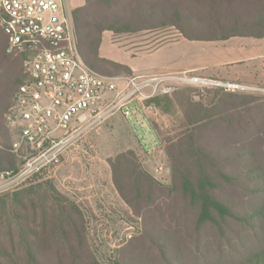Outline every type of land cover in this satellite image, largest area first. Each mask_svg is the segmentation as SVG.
I'll list each match as a JSON object with an SVG mask.
<instances>
[{"label":"trees","instance_id":"16d2710c","mask_svg":"<svg viewBox=\"0 0 264 264\" xmlns=\"http://www.w3.org/2000/svg\"><path fill=\"white\" fill-rule=\"evenodd\" d=\"M72 20L77 48L89 67L98 72L97 62H107L131 74L128 68L100 58L99 48L105 31L119 36L174 27L189 40L264 37V0H85L82 7L73 10ZM6 49L7 36L0 26V172L17 169L20 164L12 152L11 133L6 127L5 115L25 78L24 57L9 55ZM183 98L187 106L183 110L188 117L187 129L176 143L168 147L173 186L165 191L134 162V171L130 169L123 180L121 177L119 180L120 174L114 166L116 189L138 217H144L148 209L169 215L172 220L169 229L148 224L155 229L144 234L158 261L167 264H264V250L251 251V246L244 248L245 254L237 257L238 261L231 260V255L222 258L223 250L230 249L232 225L254 227L252 223L260 219V214L258 211L249 215L235 211L230 207L231 203L219 195L221 180L248 196L251 183L264 180V174L258 171L262 165L256 159L261 152L259 145L262 140L258 138L261 124L251 114L260 106L245 103L242 97H238L233 106H222L219 101L217 105L224 107L223 110L209 114L210 111L200 102H194L188 96ZM151 102L158 107L161 103L158 98ZM177 104L184 108L183 102L177 100ZM230 111L233 112L230 114ZM217 131H228L243 138L230 144L211 136ZM180 147L189 150L190 166L174 151ZM123 158L127 157H119L118 161ZM211 161L230 163V167L221 174V170L216 172ZM177 171L180 172L178 176ZM157 189L164 191L165 197H157ZM28 192L31 188L1 199L8 205L12 198L9 214L3 211L0 214L2 217L4 213L5 218L0 219V259L9 260L10 264H50L47 259L55 260V264H99L89 251L83 215L78 207L60 199L48 207L36 206L35 203L29 207L22 199L19 200ZM170 202L177 206L171 213L165 209ZM13 205L15 208L11 210ZM163 218L161 216V220ZM205 228L217 232L215 242L206 243ZM39 230H42L41 235ZM235 236L236 240L243 241L241 233L236 232ZM259 238L256 235V242ZM214 250L217 254H212ZM184 252L194 258L192 262L184 258ZM145 257L140 255L137 263L154 264V256L150 259Z\"/></svg>","mask_w":264,"mask_h":264},{"label":"rangeland","instance_id":"374dc122","mask_svg":"<svg viewBox=\"0 0 264 264\" xmlns=\"http://www.w3.org/2000/svg\"><path fill=\"white\" fill-rule=\"evenodd\" d=\"M68 11L72 20L73 10ZM136 34L138 33H129V37L134 39L133 35ZM169 36L165 34L163 37L169 39ZM97 65L99 66L98 72L104 75L136 76L107 62H97ZM165 77L170 78L166 84L172 87V90L167 94L159 93L138 101L140 107L144 108L137 118L138 122L134 119L131 122L127 121L119 112L114 113L91 133L87 142H81L86 146L91 144L92 151L89 157H84L80 150L75 155L62 158L61 162L52 170L37 173L17 186L0 191V214L2 211L7 214L10 212V199L12 198L8 200V205L5 202L2 203L1 199H4L5 195L12 196L15 192L31 188V192L19 197V200L22 199L29 207L31 203H35L36 206L48 207L59 199L78 207L83 215L82 223L89 251L99 264H139L137 262L140 255H146L147 259L154 256V264H167L155 259V254L153 255V250L144 234L152 233L155 229L149 227L148 224L154 223L169 229L172 220L168 217L169 215H163L162 212L157 214L154 210L148 209L144 212V217H138L116 189L113 176L114 166L120 174L119 180H123L126 173L129 174L130 169L134 171L133 164L136 162L144 173L167 191L166 189L173 186L174 179L172 164L168 157V147L172 143H176V140L182 137L187 129L188 117L186 118V113L184 114L183 111L187 106L183 96L190 97L194 102H200L206 110L210 111L209 114L223 110L222 106L224 105L231 104L233 106V101H238L237 98L242 97L243 102L260 106V108H254L251 114L253 113V118L259 120L261 124L258 137L262 140L259 145L261 152L257 154L256 159H258V164L262 165V169H258L259 173L264 174V88L229 91L218 82L190 81L191 78L196 77L189 75ZM148 94L150 92L146 91L145 95ZM155 98L161 102L159 107L151 102ZM177 100L183 102L184 108L177 104ZM219 101L222 102V106L217 105ZM232 112L230 111V114ZM211 136L216 139H224L230 144L243 138L239 134L228 131H217V134L215 132ZM174 151L181 155V161L190 166L188 163L190 162L188 160L190 153L186 147H180ZM119 157L127 158L118 161ZM19 161L17 158L18 163ZM213 161L210 164L216 168V172L221 170V174L230 167V163L219 164V162L214 163ZM210 164H208L209 171ZM132 174L137 176L135 172ZM178 175H180L179 171L176 172V176ZM227 184L225 180H221L219 195L223 200L231 203L230 207L233 210L248 215L257 211L260 214V219L252 223L255 225L254 227H239L236 223L231 227L234 234L231 232L229 234L230 245L228 248L230 249L225 248L221 256L224 259V256L231 255V260L238 261L237 257L245 254L244 248L247 246H251V251L258 248L264 250V180L251 183L249 196L243 195L237 188L229 187ZM52 189L53 192H51ZM155 195L165 197V192H159L157 189ZM68 203L66 206L69 207ZM3 204L5 209H3ZM14 208L13 205L11 210ZM176 208L177 206L170 202L165 209L171 213ZM47 209L52 210V208ZM58 214L57 212V216ZM2 215L4 216V213ZM3 216H0L1 220L5 219ZM161 216L166 219L161 220ZM41 231L39 230L40 235ZM236 232L242 234L243 241L236 240ZM204 233L206 243L215 242L217 232L214 229L205 228ZM256 235L260 236L257 242ZM251 248L249 247V249ZM216 252L214 250L212 254H217ZM183 254L187 261H193L194 258L189 253L184 252ZM214 257L215 255L212 258ZM47 260L50 264H55V260L53 262L50 259ZM213 262L218 263L217 260ZM0 264H10V262L0 259Z\"/></svg>","mask_w":264,"mask_h":264},{"label":"built area","instance_id":"2783aa9c","mask_svg":"<svg viewBox=\"0 0 264 264\" xmlns=\"http://www.w3.org/2000/svg\"><path fill=\"white\" fill-rule=\"evenodd\" d=\"M0 26L6 52L24 57L25 76L5 115L20 164L0 172V191L52 170L80 150L89 157L91 144L81 142L112 114L138 122L144 110L138 101L172 90L165 76H110L89 67L78 52L63 0H0ZM218 83L229 91L245 89Z\"/></svg>","mask_w":264,"mask_h":264},{"label":"crops","instance_id":"0c3cea01","mask_svg":"<svg viewBox=\"0 0 264 264\" xmlns=\"http://www.w3.org/2000/svg\"><path fill=\"white\" fill-rule=\"evenodd\" d=\"M85 0H63L67 10ZM170 35L169 39L163 37ZM115 35L102 34L99 56L122 65L132 75L193 76L202 80L264 88V37H230L219 41L189 40L174 27Z\"/></svg>","mask_w":264,"mask_h":264}]
</instances>
